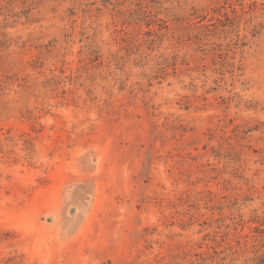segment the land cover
Instances as JSON below:
<instances>
[{"label":"rangeland","instance_id":"rangeland-1","mask_svg":"<svg viewBox=\"0 0 264 264\" xmlns=\"http://www.w3.org/2000/svg\"><path fill=\"white\" fill-rule=\"evenodd\" d=\"M0 264H264V0H0Z\"/></svg>","mask_w":264,"mask_h":264}]
</instances>
